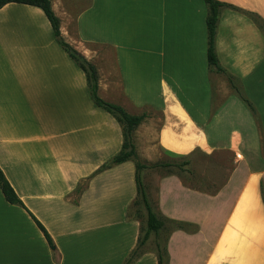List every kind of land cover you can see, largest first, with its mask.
I'll return each mask as SVG.
<instances>
[{
    "label": "crops",
    "instance_id": "1",
    "mask_svg": "<svg viewBox=\"0 0 264 264\" xmlns=\"http://www.w3.org/2000/svg\"><path fill=\"white\" fill-rule=\"evenodd\" d=\"M217 1L221 73L206 59L203 0H51L62 39L97 71L98 96L159 115L132 142L142 164L171 165L141 171L165 222L131 264H158L148 243L161 236L168 264H264V0ZM122 144L42 10L3 6L0 169L53 247L0 192V264H124L144 218L126 215L136 162L103 167Z\"/></svg>",
    "mask_w": 264,
    "mask_h": 264
},
{
    "label": "trees",
    "instance_id": "2",
    "mask_svg": "<svg viewBox=\"0 0 264 264\" xmlns=\"http://www.w3.org/2000/svg\"><path fill=\"white\" fill-rule=\"evenodd\" d=\"M206 8V31H207V48H206V59L210 68L214 69L216 72L221 73L223 70L219 67L216 53H215V33H216V25L218 21V16L221 9L227 7V5L218 2L217 0H203ZM9 3L23 4L34 6L42 10L44 15L46 16L54 37L56 38L58 44L62 47V49L68 54V56L76 63V65L85 73L88 87L90 90V94L92 100L96 106L103 109L110 115H112L116 121L120 124L122 128L123 135V144L122 151H120L116 156H114L109 162L104 164L103 167L115 165L127 161L129 159H133L136 162V189H137V197L136 201L127 209V218L135 219V218H144V225L142 227L141 238L137 248L131 254L130 258L124 264H131L132 261L143 251L144 246L146 245L149 236L151 234H157V232L162 228L165 220H160L156 218V216L152 213L151 208L149 206L145 188L142 182V174L141 171L143 169H154V168H166L171 165L165 163H155L151 165L140 164L138 162V156L136 155L135 148L132 142L133 133L136 127L143 122L146 118L145 115H130L128 114L122 107L106 102L102 100L97 94L98 88V76L95 67L87 61L82 55H80L76 50H74L69 44L64 42L60 35L59 30V20L54 15L51 9V0H0V9ZM261 29H263L262 25H259ZM239 94V91L236 90ZM185 163L184 165H186ZM177 167H181V165H177ZM76 190L75 196L77 197L83 189V185L78 187ZM0 192L8 204L19 206L24 209L33 222L36 224L38 229L43 233V236L49 247H53L52 241L43 228V226L36 220V218L27 211L25 206L22 204L8 181L5 179L3 172L0 169ZM264 201V199H263ZM143 213V214H142ZM175 224L173 228L175 229H184L182 224ZM154 248L157 254L158 264H168V255L166 253V249L164 245H161L159 241H155Z\"/></svg>",
    "mask_w": 264,
    "mask_h": 264
},
{
    "label": "rangeland",
    "instance_id": "3",
    "mask_svg": "<svg viewBox=\"0 0 264 264\" xmlns=\"http://www.w3.org/2000/svg\"><path fill=\"white\" fill-rule=\"evenodd\" d=\"M103 100V99H102ZM105 101V100H104ZM107 102V101H106ZM110 103V102H109ZM130 115H133V113L130 111ZM141 114H143V115H145V119L143 120V122L142 123H146L147 124V128L149 127V124H150V122L152 123V125H151V127H150V129H151V131L153 132V131H155L156 129H157V125H158V123H159V115L158 114H153V112H151V111H147V110H144V111H142L141 112ZM140 114V115H141ZM142 123L141 124H139L137 127H136V129L135 130H137L138 129V127L140 128V126L142 125ZM143 131H144V129H140V134H141V136H143ZM165 161L166 162H170L171 164H178L179 162L178 161H176V160H169V159H165ZM138 162L140 163V164H142L143 162L140 160V159H138ZM176 164V165H177ZM167 171H170V170H167ZM159 172V171H158ZM160 172H162V171H160ZM143 214V213H142ZM175 224H169V227L168 228H173V226H174ZM155 240H158L159 241V243L161 244V245H163V242H164V237L163 236H161V237H159V238H157V239H153L151 242H149L148 244H149V246L150 247H153L154 246V242H155Z\"/></svg>",
    "mask_w": 264,
    "mask_h": 264
}]
</instances>
